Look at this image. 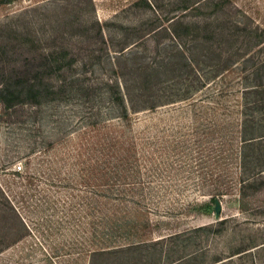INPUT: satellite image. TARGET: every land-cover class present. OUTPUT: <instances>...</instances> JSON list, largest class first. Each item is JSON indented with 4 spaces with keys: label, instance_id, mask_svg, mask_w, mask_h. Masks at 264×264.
I'll list each match as a JSON object with an SVG mask.
<instances>
[{
    "label": "rangeland",
    "instance_id": "obj_1",
    "mask_svg": "<svg viewBox=\"0 0 264 264\" xmlns=\"http://www.w3.org/2000/svg\"><path fill=\"white\" fill-rule=\"evenodd\" d=\"M157 18L186 29L195 66L153 86L170 96L156 109L122 119L105 102L72 99L45 102L23 124L0 122V264H264V185L235 199L264 160V144L240 133L244 118L264 124V87L263 99L250 90L264 58V0H12L0 4V68L36 58L56 81L80 61L57 69L43 55L86 60L103 32ZM213 30L229 43L208 68L198 40ZM102 72L95 65L91 77ZM254 101L263 109L249 113ZM211 195L234 216L217 228Z\"/></svg>",
    "mask_w": 264,
    "mask_h": 264
},
{
    "label": "trees",
    "instance_id": "obj_2",
    "mask_svg": "<svg viewBox=\"0 0 264 264\" xmlns=\"http://www.w3.org/2000/svg\"><path fill=\"white\" fill-rule=\"evenodd\" d=\"M11 1L0 0V4L6 5ZM204 30L206 33V26ZM185 33V28L173 29L158 18L138 26H119L116 33L103 32L101 46L86 60L85 58L80 60L78 52L75 51L70 53L69 58L67 51L61 52L62 54L59 52L56 56L53 53L43 55L41 65L50 66L53 62L57 69L64 65L72 69L77 61H80V68L73 70L70 76L59 75L56 81L52 79L54 72L39 66L35 62L36 58L27 60V63L19 68L8 71L0 68V122L11 125L23 124L28 119L35 118L38 115L37 109L45 102L72 99L84 101L83 103L90 109L97 104V100L105 102L122 119L128 118L131 110H141L145 107L154 110L170 96L162 94L168 86H162L161 94L154 96L151 93L153 86L163 85L165 82L162 77H168L170 73L181 71L186 66H195L194 60L187 56V48L183 44ZM226 33V30H213L200 36L198 41L204 54L197 60L199 65L208 68L219 65L218 57L212 50H216L220 43L223 45L229 43ZM95 65L103 70L102 76L91 77ZM252 67L254 85L250 90L261 94L263 99L260 91L264 87V58ZM34 69L36 72H32ZM244 108L249 113L261 111L263 102H248ZM92 115L94 116V113ZM247 123L252 127L248 131ZM240 133L244 143H250L251 146L264 144V124L260 120L251 119L245 122L244 118ZM240 161L242 164L243 156L240 157ZM259 165L260 167L255 168L248 178H242L240 181L239 194L235 196L237 202H241L247 188L258 190L264 185V160H261ZM210 199L215 205L214 195H211ZM217 199H220L219 196ZM223 214L221 210L218 219L210 223V227L217 228L234 218L232 215ZM202 227L204 226L194 230ZM181 234L182 232L164 236L158 241ZM171 264H182V258Z\"/></svg>",
    "mask_w": 264,
    "mask_h": 264
},
{
    "label": "water",
    "instance_id": "obj_3",
    "mask_svg": "<svg viewBox=\"0 0 264 264\" xmlns=\"http://www.w3.org/2000/svg\"><path fill=\"white\" fill-rule=\"evenodd\" d=\"M220 211H221L220 202L218 200H215V213L217 216H219Z\"/></svg>",
    "mask_w": 264,
    "mask_h": 264
}]
</instances>
